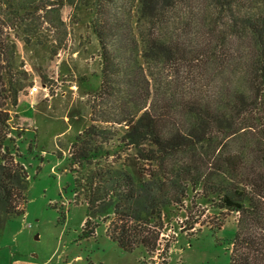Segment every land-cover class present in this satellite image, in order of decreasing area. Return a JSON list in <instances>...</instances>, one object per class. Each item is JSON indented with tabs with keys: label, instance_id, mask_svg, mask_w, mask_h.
I'll return each instance as SVG.
<instances>
[{
	"label": "trees",
	"instance_id": "trees-1",
	"mask_svg": "<svg viewBox=\"0 0 264 264\" xmlns=\"http://www.w3.org/2000/svg\"><path fill=\"white\" fill-rule=\"evenodd\" d=\"M179 5L194 11L192 15L203 16L198 19L197 43H192L188 32L177 38L164 32L168 11ZM133 6L132 38L122 42L132 44L126 47L131 51L129 60L133 57L136 65L117 61L109 50L107 39L115 35L106 20L104 26H95L102 57L97 93L122 95L130 86L141 91L130 100L122 96L129 102L120 105H132L135 114L120 143L136 148L137 169L143 179L136 180L129 169L108 162L111 150L99 141L106 128L91 118V124L72 141L69 157L75 173H79L75 166L87 168L76 175L73 189V195L86 204L81 237H92L103 222L107 235L122 249L142 247L153 253L164 232V211L172 206L185 209L186 224L181 231L191 232L203 225L200 219L206 212L193 211L201 199L219 214L234 212L238 216L230 264H264V0H135ZM29 9L33 11L35 6L28 4L20 13V0H0V228L23 213L29 189L26 167L10 145L11 108L18 105L24 90L20 76L27 79L26 71L17 64L10 32L28 18ZM154 61L162 70L175 67L177 73L190 75L186 81L189 90L203 89L211 76L226 72L229 76L224 90L211 103L190 98L189 93L182 110L193 119V127L186 133L166 131L162 124L168 113L149 100L146 83L152 77L149 71ZM238 71L243 74L245 90L232 78ZM129 74H133L129 80L116 79L121 75L128 79ZM238 135L247 136L243 152L223 146L218 153L210 152L214 144L219 149ZM181 152L188 154L187 160L169 166L167 159ZM193 189L198 195L193 194L191 205L186 206L184 200ZM218 220L209 228L219 229L224 218L218 216Z\"/></svg>",
	"mask_w": 264,
	"mask_h": 264
},
{
	"label": "rangeland",
	"instance_id": "rangeland-1",
	"mask_svg": "<svg viewBox=\"0 0 264 264\" xmlns=\"http://www.w3.org/2000/svg\"><path fill=\"white\" fill-rule=\"evenodd\" d=\"M28 4L35 9H29L28 18L10 32L16 45L17 64L27 73V79L20 76L24 90L18 105L11 108L10 145L26 167L29 189L23 213L12 216L0 228V264H230L238 216L234 212L219 214V210L201 199H197L193 211L206 212L200 219L203 225H196L191 232L181 231L186 224L185 209L172 206L164 211V232L159 249L153 253L142 247L132 251L122 249L107 235L103 222L92 237H81L87 210L81 197L73 195V189L76 175L87 168L75 166L79 170L75 173L70 169L69 157L72 141L91 124V118L97 126L106 128L99 141H104L111 150L108 162L129 169L136 180L143 179L137 169L136 148L120 143L135 114L132 105L120 104H127L141 91L130 86L122 95L97 93L102 57L95 26L102 27L107 21V27L115 35L107 39L109 50L117 61L136 65L133 57L129 60L131 51L126 47L129 42H122L123 38H132L135 0H20V13ZM185 6L168 11L164 32L173 38L188 32L192 43H197L198 22L203 16L197 12L192 15L194 11L184 9ZM187 23L189 27H185ZM183 27L187 29L185 32ZM150 65L152 77L147 78V94L155 108L168 113L162 125L171 133H186L193 127V119L182 110L189 93L190 98H203V102L211 103L214 95L224 90V80L229 77L227 72L211 76L203 89L189 90L187 73H177L175 67L169 72L162 70L155 61ZM132 76L129 74L127 79L121 75L116 79L126 81ZM232 78L237 80V87L247 88L241 72ZM33 86L38 90L30 94ZM122 96L129 100H122ZM246 138L238 135L223 142L219 149L214 144L210 152L218 153L222 146L225 150L243 152L241 147ZM187 156L175 153L167 163L176 167ZM196 191L189 190L184 200L186 206L191 205ZM218 216L224 218L223 225L210 229L220 222Z\"/></svg>",
	"mask_w": 264,
	"mask_h": 264
},
{
	"label": "built area",
	"instance_id": "built-area-1",
	"mask_svg": "<svg viewBox=\"0 0 264 264\" xmlns=\"http://www.w3.org/2000/svg\"><path fill=\"white\" fill-rule=\"evenodd\" d=\"M38 88L36 86H33L31 89H30V94H33L35 91H37Z\"/></svg>",
	"mask_w": 264,
	"mask_h": 264
}]
</instances>
